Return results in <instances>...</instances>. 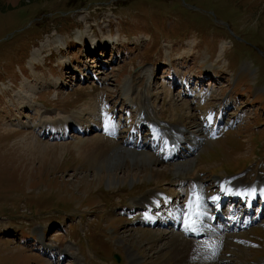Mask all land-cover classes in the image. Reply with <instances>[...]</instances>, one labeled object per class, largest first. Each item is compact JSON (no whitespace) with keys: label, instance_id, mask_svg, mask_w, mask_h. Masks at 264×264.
I'll return each instance as SVG.
<instances>
[{"label":"rangeland","instance_id":"374dc122","mask_svg":"<svg viewBox=\"0 0 264 264\" xmlns=\"http://www.w3.org/2000/svg\"><path fill=\"white\" fill-rule=\"evenodd\" d=\"M94 35L104 49L100 57L91 49ZM118 35L114 51L104 42ZM42 42L35 72L32 52ZM76 68H93L95 76L84 80ZM182 75L193 90L186 99L180 98L185 86L177 84ZM35 76L46 80L42 87ZM128 79L161 125L176 122L171 99L185 124L202 112L218 120L230 101L224 133L206 137L191 159L163 162L158 149L131 148L123 138L107 152L101 133L57 139L41 132L45 122L86 109L89 101L114 110L129 131L138 114L129 102L134 95L125 96ZM204 91L209 100L199 105ZM38 104L49 113L35 114ZM89 111L82 120L98 123ZM28 119L35 125L13 126ZM190 127L192 139L203 135ZM144 160L162 174L142 171ZM196 161L200 171L191 175ZM186 174L207 188L218 178L264 176V0H0V264H193V242L182 244L179 256L168 229L139 223L141 210H134L157 189L154 214L171 193L179 201L174 181ZM241 236V245L219 253L217 264L264 261V219ZM112 251L120 261L109 260Z\"/></svg>","mask_w":264,"mask_h":264},{"label":"bare ground","instance_id":"6f19581e","mask_svg":"<svg viewBox=\"0 0 264 264\" xmlns=\"http://www.w3.org/2000/svg\"><path fill=\"white\" fill-rule=\"evenodd\" d=\"M116 39L118 40V38ZM46 40H48V38ZM114 41L115 40L113 39L111 40L113 44ZM44 45L45 44L42 42L41 47L34 49V51L32 52V69H34L35 72L36 64L39 61L41 55V48L45 47ZM98 47L101 48L100 43ZM101 50L104 51L103 48ZM107 51H109L108 47ZM99 54H101V52H99ZM82 65L83 63L81 62V66ZM73 71H71V73ZM86 74H90V71L87 68L85 69L83 75L86 76ZM93 77L94 76H92L91 78ZM35 79H37V83L35 84L36 87H42V85L45 84L42 82H45L46 80H43L39 77L37 78L36 76ZM183 80L185 81L184 84L187 85V92L183 93L180 98L186 99L188 98V96H192V90L190 88L191 86L188 79L184 78ZM127 83L128 84L124 89L125 96L127 97V99H130L131 96L134 95L135 98H131L129 102L131 103V106H133V110L138 114L135 125L131 127L129 131L128 129H121L122 120L119 121L116 119V116H114V110H111L109 108L100 110L99 107L96 106L95 102L89 101L88 105H86L85 108L87 110H90L89 112H93V114L95 115V119L93 120H97L98 123H88L83 121L82 117L84 111L86 110L83 109L81 111H74L72 113H69V115L65 117L58 114L59 117L55 118L54 121H47L45 122V124L41 125V127L44 128V130H42L41 132L44 136L50 135L52 137H56L57 139L70 137L72 131L83 134H89L92 132L101 133L98 134V137L101 140V147L107 152L118 150V148L120 147L118 141H120L119 139L123 138L125 145L136 147L138 150L156 151L158 149V158L160 160L162 159L163 162H168V160L170 159L181 158L182 160L187 158L191 159V157H194L199 148L204 145V138H206L207 135H217L221 129L222 124L224 123V121H226V112L223 110L219 117L218 125L214 129H211V127L213 126L212 111L207 114L202 112L200 113V115H191L193 119L189 120V122L185 124L183 115L181 113H178V111L176 110V102L171 99V104L175 107V113H172V116L176 117V122L167 121L169 122L168 125L164 126L162 124V126L158 121V123H156L153 119H151L152 112L147 108L148 106L144 102L142 93L136 90H132V84L129 79L127 80ZM55 84L56 87L61 86V84H58L57 81L55 82ZM47 86L48 85H46V87ZM27 87L28 89L33 88L31 84L27 85ZM199 96L202 97V100L200 101V103H198L199 105H202L204 101L208 100L206 93H201ZM39 105L42 104H38V109L33 108L35 110V114H40L47 111V109H45V106L42 105L41 109ZM189 116L190 115H188L187 119L189 118ZM126 120H128L129 122L131 121V118L129 117L124 121ZM232 122L233 121H230V123ZM76 123H78L79 125L75 126ZM32 125L35 124H32L29 119L27 121L19 120L17 123L13 124V126L15 127H30ZM190 125L198 126V129L200 128V130H203V135L196 136L194 133V139H192V137H190L189 135V132H187V130H191ZM37 127L40 128L38 124ZM146 128L147 133L145 134L144 130ZM136 131L138 132V135L136 134ZM123 133H125V136H123ZM173 144L175 145L174 148L172 147ZM132 155H134L133 157L131 156L134 166L137 155H135V153ZM122 157L121 158L124 160L125 156ZM119 161L121 162V160ZM141 162L142 171L144 169L146 171H153V173H156V176H160L162 174L160 172L161 169L158 170L154 169L155 167L153 168L152 166H149L153 165L152 163L150 164V162L145 160ZM147 162L149 165L147 164ZM153 162L155 161L153 160ZM197 164V161L196 164H190L188 170L190 171L191 175H195V172L200 171V169L197 167ZM191 175L190 177H188V175L186 174L184 180L174 181V184L179 188L180 193L184 194L181 197L185 198V200L183 199L182 202L180 200L177 201V193H171V195L167 199H165V203L159 204L161 206L160 208L163 209L159 214H154L152 212L154 211V209H158L153 204H155V202L159 200V192L148 193L149 195L146 196L147 199H142L141 203L136 205V209L141 210L138 215V222L141 223L143 221L142 224H149V226H162L161 230L159 229L160 231H162L163 228L168 229L167 231L171 234L170 236L173 239L171 242L173 244L172 249L175 247L174 252L175 250H177L179 256L184 252L182 251V249H184L182 244L188 246V244L194 243L196 245L194 247V251L196 250V255L191 258L190 262L193 261L194 263L198 262L200 264H208L209 262L215 261L213 264H217L218 262H220V260L218 261L217 258L219 253H221L222 251L225 252V250L230 251L229 248L241 245V241L244 239L241 236L242 233L252 230V228L264 218V176H256L258 178L254 180L251 178V174H244L240 177H233L228 179L218 178L214 179L212 181V185L210 187L208 186L207 188L204 182L201 181L202 178H191ZM155 179L156 181L160 180L159 178ZM213 189H215L214 192L212 191ZM210 191L212 192L206 195V193ZM227 201L230 202L231 206L226 209V211H224V205L227 203ZM212 205L214 206V208H211ZM257 206L259 207L256 208ZM256 209L257 212L259 211V213L257 215H254ZM194 218H196V222L194 221ZM161 220H164V222H161ZM178 230H180L181 232H178ZM163 231L166 232V230ZM168 232H166V234H169ZM218 233H220V236H216L218 235ZM181 236L190 238V240L181 238ZM204 236H207L208 238H205ZM198 237H201L203 239H200ZM189 257L191 256L189 255ZM227 261H230V259ZM255 264H264V261L256 262Z\"/></svg>","mask_w":264,"mask_h":264},{"label":"water","instance_id":"95a60500","mask_svg":"<svg viewBox=\"0 0 264 264\" xmlns=\"http://www.w3.org/2000/svg\"><path fill=\"white\" fill-rule=\"evenodd\" d=\"M119 259V258H118Z\"/></svg>","mask_w":264,"mask_h":264}]
</instances>
